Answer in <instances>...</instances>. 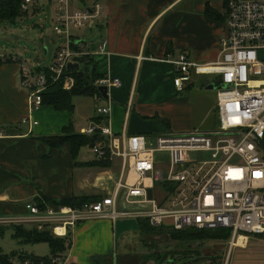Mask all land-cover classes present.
Masks as SVG:
<instances>
[{
    "label": "crops",
    "instance_id": "0c3cea01",
    "mask_svg": "<svg viewBox=\"0 0 264 264\" xmlns=\"http://www.w3.org/2000/svg\"><path fill=\"white\" fill-rule=\"evenodd\" d=\"M228 1L75 0V8L90 7L95 2L103 6V19L94 20L78 34L90 42L94 71L100 78H118L121 85L110 86L107 98L97 95L73 97V110H58L48 104L32 110L28 91L20 84L21 57L17 53L0 51V219L26 216L28 201H46L57 206L59 200L78 196L85 200V204L113 194L116 183L128 172V168L125 173L122 170V158L100 159L90 145H83L74 156L70 142L51 147L38 139L61 135L68 126L74 133L83 134L93 120L99 125L106 124V117L97 113L100 106L110 105L109 126L116 134L125 137L145 134L151 143L156 136L171 131H212L218 128L220 76L193 74L179 88L174 82L179 73L172 60L181 52L203 65L220 59L221 42L227 32L225 8ZM50 2L53 3L41 0L33 9L34 13L36 8L41 11ZM22 20L23 16L12 23ZM37 26L44 30L46 24ZM49 37L58 47L60 40L53 30ZM103 42L106 47L102 50L99 46ZM41 46L48 54L44 41ZM29 117L37 124L23 122ZM84 148L87 149L85 153ZM89 152L93 153L92 157ZM161 153L167 161L170 160L168 152ZM161 163L156 156L155 169L167 173L169 163L168 170L162 168ZM164 182L168 183L157 181L154 192L165 201L164 197L171 196L176 184L168 183L167 187ZM121 202L125 209L142 206ZM144 205L150 207L151 204ZM0 227L9 225L0 222ZM150 227L164 226L156 227L149 217L135 215L80 222L68 237L69 244L64 251L68 253L67 264H120V257L128 255V252L119 253L120 235L124 237L133 231L146 243V237L152 242V237L158 239V236L170 232L166 227L163 233ZM129 242H125L123 250H128ZM141 248L144 250L145 246ZM148 252L153 253V250L145 248L138 264H157L159 256L165 253L154 252L156 260L152 263V256L146 259L145 253ZM166 261L171 259L163 264Z\"/></svg>",
    "mask_w": 264,
    "mask_h": 264
},
{
    "label": "built area",
    "instance_id": "2783aa9c",
    "mask_svg": "<svg viewBox=\"0 0 264 264\" xmlns=\"http://www.w3.org/2000/svg\"><path fill=\"white\" fill-rule=\"evenodd\" d=\"M22 10L29 12L39 0H22ZM53 6V33L60 40L54 60L47 67L35 68L21 62V87L27 89L32 110L43 105L46 92L71 89L74 77L68 65L91 62L93 51L79 31L94 20H102L103 6L95 2L90 7L75 8V0H51ZM227 32L221 42V57L210 64L194 62L181 52L173 59L179 75L176 86L182 88L193 74H217L218 128L174 132L155 137L153 143L147 135L121 136L109 126L111 107H98L99 116L106 124L91 121L83 130L88 135H100L92 151L100 159H123L122 177L112 195L83 206H53L28 201L26 216L2 218L0 222L23 223L38 230H49L55 237L68 238L78 223L100 217L135 215L149 217L154 226H163L171 219L170 230L185 231L230 229L227 241L229 253L249 236L264 234V1L229 0L226 5ZM61 43V44H60ZM106 43L100 44L105 49ZM10 58V56H6ZM79 67L78 70H80ZM71 80V82H69ZM95 85L120 86L116 77L96 80ZM25 123L37 124L32 117ZM151 143V144H150ZM170 154L166 173L155 169L156 152ZM128 168V169H127ZM127 169V170H125ZM134 173L136 178L131 181ZM149 182H147V180ZM157 181L175 183L171 208L160 202L159 195L148 197V189H155ZM142 204L135 209H117V203ZM165 200V201H166ZM151 204L147 207L144 204ZM64 252L45 258H12L9 264H67ZM228 261V260H227Z\"/></svg>",
    "mask_w": 264,
    "mask_h": 264
},
{
    "label": "rangeland",
    "instance_id": "374dc122",
    "mask_svg": "<svg viewBox=\"0 0 264 264\" xmlns=\"http://www.w3.org/2000/svg\"><path fill=\"white\" fill-rule=\"evenodd\" d=\"M35 7H31L29 13L27 12L26 15H23L24 20H22L20 23L13 24L10 21H0V51H4V53H17L18 56L21 57L22 62L27 61L28 64L35 68L47 67L48 65L52 64L57 48V43H55L53 38L49 37L51 35V31L53 30V6L51 2L47 3L41 11L40 9L36 8V13H34L33 9ZM40 23L46 24L44 30L37 26ZM74 32L77 34L79 33V31ZM43 41L46 43L49 49L48 54H45L44 48L41 46ZM69 82H71V80ZM86 151L87 149L84 148L83 153ZM88 154L91 157L93 156V153L91 152ZM155 155L157 156V161L159 160V162H162L161 167L168 170L167 167L169 161H167L165 156H162L161 152H156ZM171 198H173V195ZM170 200L171 199L164 201L163 205L165 207L171 208L172 203ZM160 202L162 203V200H160ZM118 209H125L121 201L118 204ZM4 224L9 225V227L4 228V232H0V248L2 247L5 253L18 251L42 257L51 254L52 249L50 244L47 242L43 241L29 244L21 243V239L13 238V235L16 231L11 228V224ZM23 225L28 229L29 227H34L31 225V222ZM171 225V219H166L165 224L163 225L164 227L158 228L157 232L159 233L166 228L170 229ZM191 230L193 229H187L186 231L189 232ZM137 235L139 234H135L133 231H129L124 235V237L120 235L119 253L128 252L127 256L122 258L120 257V264H138L139 260L143 257L142 254L145 252V248L147 250H153V253H145L147 260H149L151 256L153 257L152 263H154L156 260L154 252L158 253L161 251L162 254L165 252L162 256H159V261L157 264H162L161 262L165 261L166 259H171L172 261L174 260L176 262L174 264H264V234L258 236H249L250 239L245 242L244 247H242L243 245L235 246L231 253H229L228 243L219 239L206 238L205 242H191L189 240L186 242L176 238L174 239L173 237L171 238L169 233V237H167V235L158 236V239L157 236L156 238L152 237V242L146 237L145 243L141 241V236ZM125 242H129L128 250H123V245ZM142 243L145 246L144 250L142 248V250H140L141 246L144 247ZM140 252H142L140 255L137 254ZM64 254L68 253L64 252ZM186 258H188L190 261Z\"/></svg>",
    "mask_w": 264,
    "mask_h": 264
},
{
    "label": "trees",
    "instance_id": "16d2710c",
    "mask_svg": "<svg viewBox=\"0 0 264 264\" xmlns=\"http://www.w3.org/2000/svg\"><path fill=\"white\" fill-rule=\"evenodd\" d=\"M22 0H0V21H11L14 22L18 20L19 18H22L23 15H25L27 12L22 10ZM91 62H83V66H81L80 70H74L73 72H70L75 80V83L73 84V87L71 89H55L53 91L46 92L43 96V105L48 104L51 106H54L58 110H73L74 109V101L73 97L75 96H82V95H88V96H103V94L100 92V87L95 85V82L97 79H99L101 76H99L96 71L91 67ZM65 131L61 135H54V136H41L38 139L42 140L46 144H49L51 147L55 146H62L66 142H70L73 145V154L76 156L77 152L83 145H90L93 146L97 143V140H99L101 137L99 134L96 135H88V134H80V133H74L71 126H68L64 128ZM164 185L168 187V183L164 182ZM81 198L78 196H72L70 199H62L59 200L58 203L60 205H73V206H83L85 205L83 203ZM92 203V202H87ZM13 230L16 232L13 235V238L15 239H21V243L29 244V243H36V242H47L50 244V247L52 249L51 255L58 254L59 252H64L67 249V245L69 244L68 238H62V237H55L52 232L49 230H43L40 231L36 227H29L26 228L21 223H14L10 225ZM4 227H0V231L3 232ZM153 228L155 232H157V228ZM187 230V229H186ZM185 230V231H186ZM172 231V230H169ZM185 231H175L173 230L170 233V237L179 239L181 241L189 240L191 242L194 241H203L205 242L206 238H212V239H219L223 241H228L229 237L231 235V230L229 229H215V231L210 230H191L189 232ZM160 232H164L160 231ZM159 232V233H160ZM222 233V234H221ZM169 237L168 232L164 233ZM50 255V254H49ZM48 255L37 256L34 254H28L24 252H12V253H5L0 248V264H9L12 261V258L19 257V258H45ZM189 260L188 258H186ZM185 259V260H186ZM167 260V259H166ZM190 261V260H189ZM164 262V261H163ZM163 262H161L163 264ZM192 263V262H191Z\"/></svg>",
    "mask_w": 264,
    "mask_h": 264
},
{
    "label": "water",
    "instance_id": "95a60500",
    "mask_svg": "<svg viewBox=\"0 0 264 264\" xmlns=\"http://www.w3.org/2000/svg\"><path fill=\"white\" fill-rule=\"evenodd\" d=\"M79 64L78 63H70L68 65V68L70 70H78L79 69ZM100 92L103 94V97L107 98L108 97V91H109V88L107 86H100ZM165 177H167V174L164 175ZM153 192H154V189L153 188H149L148 189V197L150 199H153ZM164 264H174V260L172 261H166Z\"/></svg>",
    "mask_w": 264,
    "mask_h": 264
},
{
    "label": "bare ground",
    "instance_id": "6f19581e",
    "mask_svg": "<svg viewBox=\"0 0 264 264\" xmlns=\"http://www.w3.org/2000/svg\"><path fill=\"white\" fill-rule=\"evenodd\" d=\"M133 174V175H132ZM131 175H132V177L130 178V180L131 181H133L135 178H136V176H135V174L134 173H132ZM245 238L244 237H241V239H240V243H242L243 244V246L242 247H244V245H245Z\"/></svg>",
    "mask_w": 264,
    "mask_h": 264
}]
</instances>
